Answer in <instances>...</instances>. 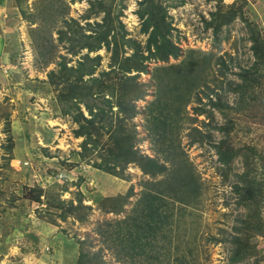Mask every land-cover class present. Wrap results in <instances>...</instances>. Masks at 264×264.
I'll return each instance as SVG.
<instances>
[{
    "label": "rangeland",
    "instance_id": "1",
    "mask_svg": "<svg viewBox=\"0 0 264 264\" xmlns=\"http://www.w3.org/2000/svg\"><path fill=\"white\" fill-rule=\"evenodd\" d=\"M60 254L264 264V0H0V264Z\"/></svg>",
    "mask_w": 264,
    "mask_h": 264
},
{
    "label": "trees",
    "instance_id": "2",
    "mask_svg": "<svg viewBox=\"0 0 264 264\" xmlns=\"http://www.w3.org/2000/svg\"><path fill=\"white\" fill-rule=\"evenodd\" d=\"M171 55H175V49L172 47V48H168L167 51H161V53L158 55L160 59H166L168 56H171ZM218 147V146H217ZM217 153H218V159L223 162V163H227L231 160V157L233 156L232 154L233 153H226V152H223L221 151V149H218L217 150ZM252 199H253V196H250L249 193L247 192L246 195H244V193H242V196L240 198V203L241 204H246L249 202H252ZM241 254L239 252H234L233 254V257L231 258V261H236V260H239V258H241Z\"/></svg>",
    "mask_w": 264,
    "mask_h": 264
},
{
    "label": "crops",
    "instance_id": "3",
    "mask_svg": "<svg viewBox=\"0 0 264 264\" xmlns=\"http://www.w3.org/2000/svg\"><path fill=\"white\" fill-rule=\"evenodd\" d=\"M37 231V230H36ZM36 231L34 230V232H32L33 233V237H31V239H32V241L33 242H40V232L39 231H37V233H36ZM50 243V242H49ZM59 256V255H58ZM60 263L61 264H66L65 262H64V259H63V255H61L60 254Z\"/></svg>",
    "mask_w": 264,
    "mask_h": 264
},
{
    "label": "built area",
    "instance_id": "4",
    "mask_svg": "<svg viewBox=\"0 0 264 264\" xmlns=\"http://www.w3.org/2000/svg\"><path fill=\"white\" fill-rule=\"evenodd\" d=\"M59 177H62V174H59Z\"/></svg>",
    "mask_w": 264,
    "mask_h": 264
}]
</instances>
